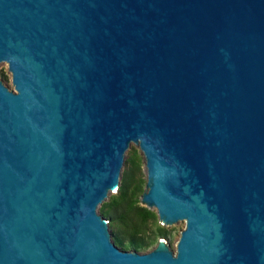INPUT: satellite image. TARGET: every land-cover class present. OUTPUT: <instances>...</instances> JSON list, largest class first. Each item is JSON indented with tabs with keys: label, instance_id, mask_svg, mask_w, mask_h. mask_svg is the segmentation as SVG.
Wrapping results in <instances>:
<instances>
[{
	"label": "water",
	"instance_id": "obj_1",
	"mask_svg": "<svg viewBox=\"0 0 264 264\" xmlns=\"http://www.w3.org/2000/svg\"><path fill=\"white\" fill-rule=\"evenodd\" d=\"M0 264H264V0H0ZM131 143L173 251L98 210Z\"/></svg>",
	"mask_w": 264,
	"mask_h": 264
},
{
	"label": "trees",
	"instance_id": "obj_2",
	"mask_svg": "<svg viewBox=\"0 0 264 264\" xmlns=\"http://www.w3.org/2000/svg\"><path fill=\"white\" fill-rule=\"evenodd\" d=\"M0 77L7 76L0 73ZM142 156L137 150L128 151L120 184L99 207L112 228L114 243L123 249L144 251L157 242V237L169 235L168 229L160 225L154 210L140 204L144 180L139 175Z\"/></svg>",
	"mask_w": 264,
	"mask_h": 264
},
{
	"label": "rangeland",
	"instance_id": "obj_3",
	"mask_svg": "<svg viewBox=\"0 0 264 264\" xmlns=\"http://www.w3.org/2000/svg\"><path fill=\"white\" fill-rule=\"evenodd\" d=\"M0 73H4L6 76H7V78H5V79H3V78H1L0 77V81H2L6 86H8L10 89H12L13 88V86H12V83H11V74H10V72L8 71V68H7V63L6 62H0ZM137 150L138 151V153L142 156V154H141V152H140V150H139V147L137 146V145H135L134 143H131V145H130V147H129V149L127 150V152H126V155H127V153H128V151H132V150ZM126 155H125V158H126ZM125 158H124V163H123V166H122V170H121V175H122V171H123V169H126V167H127V163L125 162ZM143 158V157H142ZM139 175L142 177V179L144 180V184H143V190H144V187H145V182H146V170H145V166H144V162H143V159H142V166H141V171H140V173H139ZM121 178V177H120ZM111 194V193H110ZM109 194V195H110ZM141 196V195H140ZM109 197V196H108ZM107 200V199H106ZM100 207V206H99ZM98 210H99V208H98ZM152 210H154V209H152ZM155 211V210H154ZM157 220H158V218H157ZM158 223L160 224V225H162L160 222H159V220H158ZM184 226H185V222L183 221V220H181V221H178V222H176V223H174V224H172V225H169V226H167V225H164V227L166 228V229H168V231H169V235H167V236H165V237H157L158 239H157V241L159 240V239H165L167 242H168V244L170 245V248L173 250V251H175L176 250V244H177V241H178V239H179V237H180V232H181V230L184 228ZM109 230H110V232H111V234L113 235V233H112V228L109 226ZM157 243V242H156ZM156 243H154L153 245H151L148 249H146V250H144V251H139V252H146V251H149L150 249H152L155 245H156ZM129 250V249H128Z\"/></svg>",
	"mask_w": 264,
	"mask_h": 264
}]
</instances>
